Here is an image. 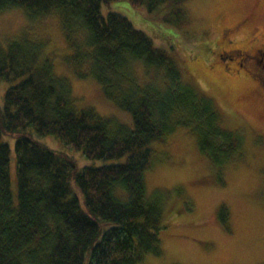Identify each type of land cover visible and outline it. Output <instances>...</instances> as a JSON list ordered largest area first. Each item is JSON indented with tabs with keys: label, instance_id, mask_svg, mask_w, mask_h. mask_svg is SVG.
Here are the masks:
<instances>
[{
	"label": "trees",
	"instance_id": "trees-1",
	"mask_svg": "<svg viewBox=\"0 0 264 264\" xmlns=\"http://www.w3.org/2000/svg\"><path fill=\"white\" fill-rule=\"evenodd\" d=\"M115 1L143 15L168 9L163 21L174 28L185 19L187 0H0V13L21 9L31 20L56 17L73 74L90 73L131 121L77 109L40 41L21 35L0 46V82L10 83L0 107V264H138L145 254L159 253L163 229L159 205L145 196L151 143L187 127L209 160L213 151L237 146L231 131L215 124L211 99L183 79L150 36L117 12L101 14V6ZM136 61L147 73L155 70L159 82L137 84L129 70ZM2 136L14 139L16 204ZM33 136H52L88 160L111 163L80 168L73 156ZM217 213L224 223L223 206Z\"/></svg>",
	"mask_w": 264,
	"mask_h": 264
},
{
	"label": "rangeland",
	"instance_id": "rangeland-1",
	"mask_svg": "<svg viewBox=\"0 0 264 264\" xmlns=\"http://www.w3.org/2000/svg\"><path fill=\"white\" fill-rule=\"evenodd\" d=\"M182 8L185 19L176 28L163 21L168 9L143 15L127 1H115L100 10L102 15L125 16L150 36L183 79L211 99L218 113L215 124L231 131L237 143L232 152L213 151L211 160L199 150L195 131L187 127H177L151 143L150 166L143 173L145 196L159 205L163 229L158 234L159 253L145 254L138 264H264V101L257 93L252 95L250 85L246 91L239 85L233 98L213 94L206 70L212 54H205L211 24L248 15H253L254 25L264 24V0H187ZM21 35L43 44V54L49 56L54 74L67 80L77 109L90 107L102 117L130 124L129 114L104 97L90 73L83 78L73 74L65 60L70 50L56 17L31 20L21 9L0 13V46L5 48ZM129 70L139 85L159 82L155 70L147 73L141 61L129 65ZM9 85L0 82V107ZM33 137L73 156L80 168L111 163L88 160L52 136ZM2 141L9 148L10 191L16 204L14 139L2 136ZM223 154L228 155L226 160L217 165ZM220 206L226 210L224 223L217 213Z\"/></svg>",
	"mask_w": 264,
	"mask_h": 264
},
{
	"label": "flooded vegetation",
	"instance_id": "flooded-vegetation-1",
	"mask_svg": "<svg viewBox=\"0 0 264 264\" xmlns=\"http://www.w3.org/2000/svg\"><path fill=\"white\" fill-rule=\"evenodd\" d=\"M253 15L211 24L207 53L209 87L213 94L233 98L236 88H254L264 101V24L254 25ZM256 96V95H255Z\"/></svg>",
	"mask_w": 264,
	"mask_h": 264
}]
</instances>
